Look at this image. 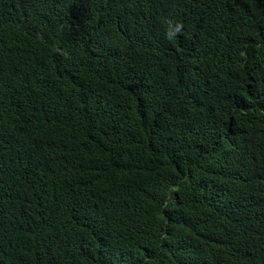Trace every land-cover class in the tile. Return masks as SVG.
<instances>
[{
  "label": "trees",
  "instance_id": "1",
  "mask_svg": "<svg viewBox=\"0 0 264 264\" xmlns=\"http://www.w3.org/2000/svg\"><path fill=\"white\" fill-rule=\"evenodd\" d=\"M0 264H264V0H0Z\"/></svg>",
  "mask_w": 264,
  "mask_h": 264
},
{
  "label": "clouds",
  "instance_id": "2",
  "mask_svg": "<svg viewBox=\"0 0 264 264\" xmlns=\"http://www.w3.org/2000/svg\"><path fill=\"white\" fill-rule=\"evenodd\" d=\"M184 32V24L183 22H172L168 21L166 30H165V38L168 41H174L178 35Z\"/></svg>",
  "mask_w": 264,
  "mask_h": 264
}]
</instances>
